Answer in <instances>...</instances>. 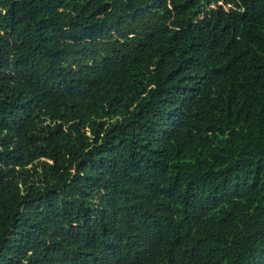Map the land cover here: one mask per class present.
<instances>
[{"label": "trees", "instance_id": "obj_1", "mask_svg": "<svg viewBox=\"0 0 264 264\" xmlns=\"http://www.w3.org/2000/svg\"><path fill=\"white\" fill-rule=\"evenodd\" d=\"M0 264H264V0H0Z\"/></svg>", "mask_w": 264, "mask_h": 264}]
</instances>
